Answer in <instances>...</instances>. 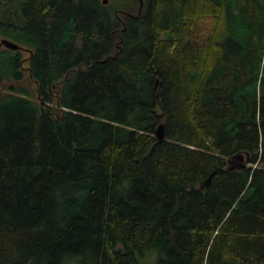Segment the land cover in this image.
<instances>
[{"label": "trees", "instance_id": "obj_1", "mask_svg": "<svg viewBox=\"0 0 264 264\" xmlns=\"http://www.w3.org/2000/svg\"><path fill=\"white\" fill-rule=\"evenodd\" d=\"M104 1L0 0V264H264V0Z\"/></svg>", "mask_w": 264, "mask_h": 264}, {"label": "rangeland", "instance_id": "obj_2", "mask_svg": "<svg viewBox=\"0 0 264 264\" xmlns=\"http://www.w3.org/2000/svg\"><path fill=\"white\" fill-rule=\"evenodd\" d=\"M2 38H0L1 40ZM23 61V81L21 83H14L16 84L19 89H24L25 91L29 92L31 98L37 99L38 93H37V85L33 80L30 78L29 72L27 70L28 68V58L30 57V52L28 50L21 51ZM6 85L0 88V93H8L10 92V86L13 84L12 81H7L5 83ZM154 257H149L147 260L143 262V264H153Z\"/></svg>", "mask_w": 264, "mask_h": 264}, {"label": "water", "instance_id": "obj_3", "mask_svg": "<svg viewBox=\"0 0 264 264\" xmlns=\"http://www.w3.org/2000/svg\"><path fill=\"white\" fill-rule=\"evenodd\" d=\"M104 3H107V0H105ZM3 47H5L7 49H10L12 51H17V50L22 49V47L18 43L14 42V41H11L9 39H6V38H3V39L0 40V50ZM155 134H156V137H157V139L159 141H162V140L165 139V129H164V125L163 124H161L157 128Z\"/></svg>", "mask_w": 264, "mask_h": 264}]
</instances>
